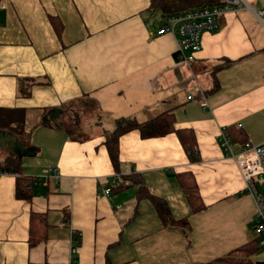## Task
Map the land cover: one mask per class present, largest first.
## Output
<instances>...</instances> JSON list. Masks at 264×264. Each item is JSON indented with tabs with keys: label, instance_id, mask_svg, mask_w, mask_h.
Wrapping results in <instances>:
<instances>
[{
	"label": "crops",
	"instance_id": "obj_1",
	"mask_svg": "<svg viewBox=\"0 0 264 264\" xmlns=\"http://www.w3.org/2000/svg\"><path fill=\"white\" fill-rule=\"evenodd\" d=\"M150 3L0 0V110L21 112L24 133L0 127L22 144L0 141V264H208L255 236L253 196L218 133L230 128L233 155L264 142L263 26L243 10L217 17L186 65L175 39L156 35L162 16ZM166 112L175 130L193 133L197 162L173 133L141 138L132 129L111 163L105 133ZM74 115L77 131L67 134L61 122ZM6 159L37 179L30 200L15 197ZM188 173L203 207L192 215L176 177ZM31 213L46 218L34 245ZM161 214L186 217L187 227ZM254 256L264 264V253Z\"/></svg>",
	"mask_w": 264,
	"mask_h": 264
},
{
	"label": "trees",
	"instance_id": "obj_2",
	"mask_svg": "<svg viewBox=\"0 0 264 264\" xmlns=\"http://www.w3.org/2000/svg\"><path fill=\"white\" fill-rule=\"evenodd\" d=\"M223 4L224 2L222 0H151L149 8L151 10H159L161 16L164 17L168 14H180L191 10H199L203 8H217L221 7ZM50 22L54 27V21L50 19ZM55 30L58 34V29L56 27ZM172 118V115L166 112L157 115L154 119L145 123H134L129 125L125 124L123 126L116 127L111 132L105 133V148L111 163L113 165H116L118 162V138L132 129L137 130L141 138L160 137L165 136L168 133H173L176 136L181 149L186 154L188 161L197 162V148L193 133L187 129L175 130L172 126ZM78 120L79 117L77 115H74V117L72 118L67 117L61 122L62 130L67 134L75 133L77 131L76 128L78 125ZM22 124L23 116L21 112L0 110V127L6 129L8 133H12L15 135H23L24 133L22 130ZM225 132L227 133V136L229 137L230 141L232 143L235 142V138L232 135L230 128H226ZM6 160V166L3 167L4 172H12L16 176L14 189L15 197L24 200H30L34 189L33 182L37 179L19 174V166L17 159H12V161L10 162L8 159ZM176 177H183L182 180L179 182V187L185 198V202L189 209L190 215L201 211L203 207L198 196V190L193 176L188 173L184 175H176ZM142 189L143 187L140 186L139 191L141 192ZM32 217L33 219L35 218V220L39 224L38 233L36 234L37 236L32 232V230L29 231V244L34 245L36 242L39 243L41 238L40 236L44 235V223L46 218L44 215H38L34 213H31L30 219H32ZM161 218L162 221L166 223V225L187 227L186 217H183L178 221H172L169 216H164L161 214ZM259 248L260 247L258 246V237L255 235L252 239L247 241V243L241 245L240 247L230 251L226 255L219 257L208 264H254L251 258L257 253Z\"/></svg>",
	"mask_w": 264,
	"mask_h": 264
},
{
	"label": "built area",
	"instance_id": "obj_3",
	"mask_svg": "<svg viewBox=\"0 0 264 264\" xmlns=\"http://www.w3.org/2000/svg\"><path fill=\"white\" fill-rule=\"evenodd\" d=\"M224 4L217 8H203L191 10L180 14H168L156 29L157 36L167 34L175 39V58L183 64H190L195 53L199 50V38L203 32H210L215 29L217 17L237 10H244L250 13L252 18L263 26L264 29V8L253 9L244 0H222ZM186 100L191 95H186ZM202 103L205 99L200 95ZM218 143L225 152V156L231 157L238 169L245 188L252 194L256 211L254 214L252 231L258 237V246H264V204L255 195L252 179L264 173V142L258 145H251L245 142L240 153H231V141L225 129L219 130ZM103 195L109 193L108 189L102 190ZM72 252V250H71Z\"/></svg>",
	"mask_w": 264,
	"mask_h": 264
},
{
	"label": "rangeland",
	"instance_id": "obj_4",
	"mask_svg": "<svg viewBox=\"0 0 264 264\" xmlns=\"http://www.w3.org/2000/svg\"><path fill=\"white\" fill-rule=\"evenodd\" d=\"M244 11V10H243ZM54 149V148H53ZM52 150V149H51ZM253 190H255V195L264 204V173L257 175L252 179ZM264 253V247H261L259 251L254 256V259H258V256ZM255 260V261H256Z\"/></svg>",
	"mask_w": 264,
	"mask_h": 264
},
{
	"label": "water",
	"instance_id": "obj_5",
	"mask_svg": "<svg viewBox=\"0 0 264 264\" xmlns=\"http://www.w3.org/2000/svg\"><path fill=\"white\" fill-rule=\"evenodd\" d=\"M61 114H62V112L60 110H56V111H53L52 113H48L47 117H49L48 119H50L52 121L54 118L59 117V115H61ZM48 123H49V121H46V123L43 122L42 124H46L47 125ZM1 140L6 141V142H8V141L15 142L14 145H16L17 147H19L21 145V147H22V144L21 143H17V141H15L12 138V136L9 135V134H0V141ZM255 264H259V263H255Z\"/></svg>",
	"mask_w": 264,
	"mask_h": 264
}]
</instances>
